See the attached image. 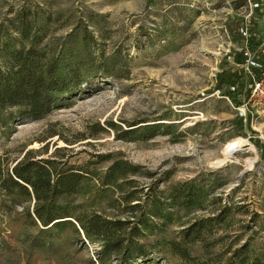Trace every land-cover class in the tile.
I'll list each match as a JSON object with an SVG mask.
<instances>
[{
  "label": "rangeland",
  "instance_id": "rangeland-1",
  "mask_svg": "<svg viewBox=\"0 0 264 264\" xmlns=\"http://www.w3.org/2000/svg\"><path fill=\"white\" fill-rule=\"evenodd\" d=\"M249 1L0 0V33L18 12L35 13L40 22L47 21L48 40L50 35L68 34L76 24L88 26L96 39L95 55L113 58L116 75L107 81L94 80L71 106L43 120L24 118L12 133L0 130V157L14 166L29 151L39 160L61 148L70 165L111 164H95L96 155L141 165L148 176L136 178V189L143 191L136 217L148 215L147 197L157 189L165 199L172 186L197 180L211 186L217 202L191 213L174 210V222L167 223L164 231L140 240L148 256L138 264H190L171 259L161 241L178 238L196 217H214L225 208L226 222L212 226L206 236L211 251L196 245V256L207 264H225L229 251L251 243L264 264V111L242 118L223 96L228 79L218 83L224 72L227 78H237L243 94L251 91L243 64L227 60L246 46L240 35L245 21L248 40L253 41L247 46L256 60L264 61V11L252 10ZM50 17L55 21L51 25ZM146 120L174 128L146 142L122 141L115 131L98 128L114 121L126 129L125 123ZM242 127L245 136L240 134ZM238 139L247 141L246 151L220 165ZM2 213L3 229H7L11 209ZM102 213L132 216L118 207H104ZM8 234L0 233V264H27L29 236L16 241ZM99 250L98 244L75 239L59 263L49 262L44 254L35 264H94Z\"/></svg>",
  "mask_w": 264,
  "mask_h": 264
},
{
  "label": "trees",
  "instance_id": "trees-1",
  "mask_svg": "<svg viewBox=\"0 0 264 264\" xmlns=\"http://www.w3.org/2000/svg\"><path fill=\"white\" fill-rule=\"evenodd\" d=\"M39 20L35 13L18 12L0 33L3 134L12 133L16 122L24 118L40 121L71 106L94 80L116 78L113 58L95 55L92 47L96 39L88 26L76 24L68 34L50 35L48 40L44 34L47 21ZM52 23L55 21L50 17ZM249 42L252 45V39ZM229 56L240 65L245 61L242 53ZM227 79L223 96L239 108L248 94H243L237 78H227V73L219 75L218 83L223 84ZM232 86L238 88L237 92L231 90ZM162 120L165 119L158 121ZM125 124L127 128L123 129L114 121H107L98 124V128L99 132L115 131L119 140L129 142L150 141L174 128L165 123L151 125L147 120ZM243 130L242 127L240 134L245 136ZM62 151L57 148L52 157L39 160L29 151L14 166L0 157V210L5 215L11 209L7 229H3L0 216V233L6 231L16 241L24 234L29 236L27 264L37 263L44 254L49 262L59 263L75 239L99 245L94 264H138L141 257L148 256L140 240L164 231L167 223L174 222V210L191 213L217 202L212 197L211 186L192 180L172 186L165 199L159 195L164 194L159 189L149 194L148 215L136 217L134 214L142 209L143 201L139 195L143 191L136 189V178L148 176L141 165L113 155L94 157L95 164L110 162V165H70ZM18 207L22 210L17 211ZM104 207L123 208L132 216H104L101 214ZM227 210L214 217H196L181 230L178 238L163 239L161 242L170 258L207 264L196 256L194 247L201 245L203 251H211L205 243L206 236L212 226L226 222ZM229 253L231 256L225 264H263L251 243Z\"/></svg>",
  "mask_w": 264,
  "mask_h": 264
},
{
  "label": "built area",
  "instance_id": "built-area-1",
  "mask_svg": "<svg viewBox=\"0 0 264 264\" xmlns=\"http://www.w3.org/2000/svg\"><path fill=\"white\" fill-rule=\"evenodd\" d=\"M249 1V0H248ZM252 10L264 11V0L249 1ZM248 21H245V26L241 27L240 35L246 39V46L240 48L239 51L244 55L245 61L243 67L248 72L251 80V91L247 98L243 99V104L237 108L240 116L246 119L249 115H254L260 111H264V61L260 62L256 60L255 56L252 54L247 46L248 43V28L246 27ZM264 52V50H263ZM228 60L234 61L232 56L228 57ZM261 72L260 75H256L254 72ZM237 87L232 86L231 90L237 92ZM229 100V98H227Z\"/></svg>",
  "mask_w": 264,
  "mask_h": 264
},
{
  "label": "bare ground",
  "instance_id": "bare-ground-1",
  "mask_svg": "<svg viewBox=\"0 0 264 264\" xmlns=\"http://www.w3.org/2000/svg\"><path fill=\"white\" fill-rule=\"evenodd\" d=\"M250 146V145H249ZM247 141H242L241 139L235 140L232 144L228 147L226 151L225 159L220 162V165H224V163L228 160H233L238 153H243L246 151ZM249 150H253L252 146L248 148ZM247 149V150H248Z\"/></svg>",
  "mask_w": 264,
  "mask_h": 264
}]
</instances>
